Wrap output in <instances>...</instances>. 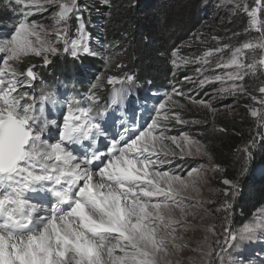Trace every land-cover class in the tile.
<instances>
[{
	"label": "snow or ice",
	"instance_id": "6c2138e0",
	"mask_svg": "<svg viewBox=\"0 0 264 264\" xmlns=\"http://www.w3.org/2000/svg\"><path fill=\"white\" fill-rule=\"evenodd\" d=\"M11 3L16 19L9 31L0 33V264H184L185 259L188 264H244L228 256L232 249L264 238V210L234 229L232 201L249 171L257 136L264 145V131H258L240 150L244 162L236 178L222 180L226 187L219 191L225 200L215 210L227 213L222 232L217 234L216 226L208 225L195 247L185 233L196 227L197 216L204 219L200 209H204L202 193L208 183L205 173L219 170L220 165L213 162L202 140L187 132L179 136L169 132L173 123L207 122L184 119L178 111L186 107L181 100L215 118L219 110L213 105L214 97H247L253 104H245V109L264 129V84L256 89L259 95L245 84L246 76L264 70V0H225L223 4L230 17L244 16V32L255 30L258 39L235 47L224 43L191 58L179 57L178 50L172 52L173 66L199 63L196 72L201 73L212 56L230 51L227 60L215 65L223 74L205 76L196 85L202 89L219 82L222 86L214 89V96L205 92L193 98L174 87L144 125L130 128L121 122L120 131H114L116 118L98 106L97 90L106 81L113 86L110 104L131 106L130 87L125 85L135 84L134 74H101L83 101L68 100L66 113L50 120L47 106L60 103L56 92L41 81L40 95H35L36 66L19 67L29 56L40 57L47 66L50 55L68 54L74 60L99 55L87 40L83 13L89 6L80 0ZM101 3L109 5L110 0ZM48 12L50 25L33 18ZM74 18L77 36L70 39L69 22ZM213 39L219 42L221 38ZM257 50L260 55L249 61L246 53ZM111 60L106 57V68ZM189 158L206 163L186 174L165 170L174 160ZM185 250L192 255L185 258Z\"/></svg>",
	"mask_w": 264,
	"mask_h": 264
},
{
	"label": "rangeland",
	"instance_id": "374dc122",
	"mask_svg": "<svg viewBox=\"0 0 264 264\" xmlns=\"http://www.w3.org/2000/svg\"><path fill=\"white\" fill-rule=\"evenodd\" d=\"M80 2L89 6L88 10L83 13L89 46L92 51L100 53L96 56L86 57H91L99 62L93 61V64L83 63L81 59L74 60L68 54H59L54 56L50 55L49 59L51 60V63L47 66L43 65L40 57L35 56H29L24 60L23 64L19 65L21 69L29 65L26 64L27 62L36 66L34 70L39 74V79L34 83L35 95H40V89L42 87L41 81L43 82V85L48 86L49 90L56 92L60 103L55 107L49 104L46 109L50 120L56 119L61 113H66V102L68 100L75 98L76 100L83 101L91 84L96 82V77L101 74L105 77L108 75L123 76L125 74L116 71V58L112 53L114 50L109 47H104L109 44H113V46L117 44L114 39L108 41L105 33V18L112 9V0H110L109 5L101 3V0H80ZM251 2L252 0H249V3ZM10 3L11 0H0V33L9 31V26L16 19V14L10 10ZM224 3L225 0H207V2L204 0L200 4L199 12L197 14L203 16L206 13L207 19H204V23H202L203 25L196 26L193 30L190 29L189 31H183L182 33L172 32L175 37V42L172 46L170 45L171 54L174 50H178L179 57L191 58L201 55L207 48L221 47L224 43L235 47L239 46L244 41L258 39L260 34L255 30L247 33L244 32V28L247 26L246 18L244 16L230 17L229 9L223 6ZM11 7H15L14 3H11ZM50 15L51 12H48L43 15H36L33 18L50 25ZM229 20H231V23H229ZM69 24V38L74 39L77 36V21L74 18ZM233 33H239L240 35H233ZM213 37H220L221 39L218 42L217 40H214ZM246 55L250 61L254 55L258 57L260 52L259 50H257L256 53L249 51ZM109 56L112 57V60L106 68L105 59ZM229 57L230 51L228 50H226L222 56L220 54L212 56L210 58L211 63L205 66L207 70H202L201 73L196 72V69L201 67L199 63H189L187 65H181L179 68L172 65L173 77L161 87L151 88L149 86L140 85L137 82L131 86L125 85V87H130V99L134 102L131 106L122 104L119 108H116L111 105L110 99L113 86L108 85L105 81L103 88L97 90V95L100 97L98 106L107 109V111L116 118L114 131H120L119 125L121 122L125 123V125L130 128L139 127L145 124V121L149 116L155 115L153 109L158 107V105L165 100L167 94L172 93L174 87L182 89L186 96L190 95L193 98L203 97L205 92L214 96V89L222 86L219 82L213 85H205L202 89L196 85L205 76L223 74L224 70L215 67L216 62L221 59L227 60ZM173 58L174 57L172 56V59ZM63 59L77 62L80 66V73L78 76L71 79L55 76L48 78L43 69H46L48 73L52 74L50 67L54 62ZM185 76L191 77V80L185 81ZM193 81H195V83H193ZM245 84L248 87V91L255 95H259L256 92V89L260 84H264V70H258L254 75L249 74L246 76ZM115 87H120V85H116ZM173 99L180 98L173 97ZM180 102L186 105L184 109H178L184 119H206L207 122L188 125H177L173 123L169 135L179 136L181 132H187L194 135L197 139L202 140V142L207 144L208 150L211 152L215 164L220 165L214 159L213 150L215 149L223 150L222 152L227 153L230 158L229 177L225 175L224 169L221 165L219 170L207 171L205 173V179L208 183L202 193V199L204 200V209H208L209 211L205 212L204 209H200L204 219L201 220L200 216H197L194 221L196 227L185 233L186 239L191 243L192 247H195L197 242L204 237V229L208 225H215L217 234L222 232L221 225L224 223V218L227 213L224 211H215L222 207L225 200L223 193L219 191L226 187L222 184V180L225 178H236L237 173L244 162L243 152L240 150L243 149L246 142L253 136H257L258 131H264V129H259L257 121L250 117L245 109V104H253V102L247 97H237L236 99H233L232 97H214L213 105L219 110L215 118L206 114L202 109L189 104L187 100H181ZM229 106H231V108H229ZM126 108H128L127 111L125 110ZM220 128L227 129V132H220ZM259 141L260 137L257 136V147L252 150L253 159L245 177L253 178V180L257 182H263L264 145L260 144ZM202 163H206V160L199 159L194 161L189 158L185 162L177 159L170 165H166L165 170L172 169L178 171L180 174H186L190 168L197 167L198 164ZM262 192L264 193V190H262ZM232 202L234 204L235 200ZM262 210H264V197L259 205L252 209L251 215L248 218H245L240 211H234L233 206L231 210L233 228L239 229L244 223L250 222L254 216ZM210 239H212V237H210ZM182 255L186 258L187 256L192 255V253L185 250ZM227 255L228 254H226V256ZM172 258L175 260L176 256H173ZM228 258L231 260L242 259L244 264H260L261 259H264V238H258L251 243L246 242L237 248L232 249ZM184 264H188L186 259Z\"/></svg>",
	"mask_w": 264,
	"mask_h": 264
},
{
	"label": "trees",
	"instance_id": "16d2710c",
	"mask_svg": "<svg viewBox=\"0 0 264 264\" xmlns=\"http://www.w3.org/2000/svg\"><path fill=\"white\" fill-rule=\"evenodd\" d=\"M204 0H112L111 15L106 16L105 33L107 40L116 41L110 49L116 58L119 73L136 76V82L151 88L161 87L173 77L171 47L175 42L172 32L182 33L193 30L204 23L207 14L200 16L199 6ZM134 3V6L131 4ZM203 25V24H202ZM174 33V34H175ZM147 38V39H145ZM83 63L93 64L91 57H82ZM26 64H30L27 62ZM32 64V63H31ZM80 66L69 59L54 62L52 74L45 70L48 78L78 76ZM214 159L230 176V158L223 150H213ZM240 193L234 202V211H240L245 218L263 199L264 181L257 182L245 177L240 180Z\"/></svg>",
	"mask_w": 264,
	"mask_h": 264
}]
</instances>
